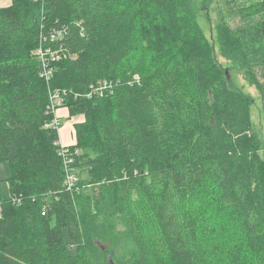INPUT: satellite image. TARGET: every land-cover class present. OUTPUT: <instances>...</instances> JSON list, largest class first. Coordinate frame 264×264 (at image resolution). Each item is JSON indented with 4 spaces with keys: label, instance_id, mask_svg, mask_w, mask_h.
<instances>
[{
    "label": "trees",
    "instance_id": "16d2710c",
    "mask_svg": "<svg viewBox=\"0 0 264 264\" xmlns=\"http://www.w3.org/2000/svg\"><path fill=\"white\" fill-rule=\"evenodd\" d=\"M232 1L223 0L225 18L240 22L219 32L220 49L246 69L264 114V21L255 20L264 1ZM55 31L63 39L51 41ZM41 36L75 58L62 55L49 83L35 55ZM104 80L112 90L88 98ZM55 90L67 93L71 116H84L72 162L52 123ZM252 103L230 86L190 0L0 7V163L12 170L10 199L0 197V264H230L237 250L236 264H264V151ZM134 197L150 219L142 233ZM208 200L220 222L210 230L191 206Z\"/></svg>",
    "mask_w": 264,
    "mask_h": 264
},
{
    "label": "rangeland",
    "instance_id": "374dc122",
    "mask_svg": "<svg viewBox=\"0 0 264 264\" xmlns=\"http://www.w3.org/2000/svg\"><path fill=\"white\" fill-rule=\"evenodd\" d=\"M264 0H234L232 1V7L235 5H254ZM12 4V0H0V7H8ZM190 5L193 9V12L196 14L197 22L200 30L203 35L207 38V40L215 46V53L218 62L222 65L225 73L228 75L230 86L248 96L252 101L251 105V122H252V132L258 137L260 151H264V114H263V102L261 95L255 86V84L249 78L247 71L245 68L236 64L230 60H228L224 53L221 51V47L219 44V32L225 31L227 29H234V27L240 22L238 19H227L225 16L226 9L223 6V0H190ZM255 20L264 21V13L255 17ZM34 55V54H33ZM40 62V60L38 59ZM63 110L67 111L70 115V110L68 108H64ZM60 115V114H59ZM68 115V116H69ZM68 117L67 115H65ZM71 116V115H70ZM78 116H71L67 119L61 118V127L59 130V135L61 136V142L63 144L69 143V141H73L71 134L67 136L68 133L72 130V123L76 122ZM65 117V118H66ZM83 117V115H82ZM81 117V120L83 119ZM63 119V120H62ZM64 145V147H68L70 156L75 155L71 147ZM86 175V174H84ZM12 176V170L9 162L0 163V197L2 200L7 201L10 199V191L8 185V179ZM76 183V180L75 182ZM133 201H136L138 205L135 206L134 211L132 212L133 218L136 222V226L139 231L142 233L144 228H150V219L144 214V207L141 202H137L136 197L133 198ZM211 201L208 200L206 202H195L193 205V209L199 210L200 214L207 216L208 219V229H212L219 222L218 217H216L209 209L212 207ZM190 211V210H189ZM122 226H118L121 228ZM64 237L67 246L70 247V252L74 255L76 253L75 246L71 241L69 232L67 230L64 231ZM131 249L127 248L126 250ZM125 250V251H126ZM241 253V254H240ZM243 253L237 250L232 255L230 264L239 263L243 258ZM223 260H227V257L222 256Z\"/></svg>",
    "mask_w": 264,
    "mask_h": 264
},
{
    "label": "built area",
    "instance_id": "2783aa9c",
    "mask_svg": "<svg viewBox=\"0 0 264 264\" xmlns=\"http://www.w3.org/2000/svg\"><path fill=\"white\" fill-rule=\"evenodd\" d=\"M66 31H55L54 33H52L48 38L51 41H60L61 39H63L64 35H65ZM47 42V38L44 36L40 37V43L39 46L37 47L36 51H35V55L37 56V58L40 60V73H41V77L47 81L48 83L51 81V78L54 75V63L55 62H59L62 59V55H64L65 57H68L70 59H75L73 55L71 54H67L64 52L63 50V46L60 47V50H54L52 48L51 45H48ZM136 80H138V77H135ZM112 86L113 84L104 80L101 81L97 84L96 87H92V89L90 90V92L88 93L87 97L92 99V98H101L103 96H105L109 91L112 90ZM64 95L61 94L60 91L55 90V91H51L50 92V110L53 113L54 119H53V124L55 125V127L58 129V132L60 130L61 127V122H60V118L58 116V112L61 109H64L63 105H64V99L67 96V93L64 92ZM60 136V135H59ZM58 145L60 146V153L64 158V161L67 162H72V159H69L70 155L69 153L71 151H69L68 147H64L61 143V141L59 140ZM72 182V177L69 176L68 178V183Z\"/></svg>",
    "mask_w": 264,
    "mask_h": 264
},
{
    "label": "crops",
    "instance_id": "0c3cea01",
    "mask_svg": "<svg viewBox=\"0 0 264 264\" xmlns=\"http://www.w3.org/2000/svg\"><path fill=\"white\" fill-rule=\"evenodd\" d=\"M59 114H60V115H59ZM65 115L68 116L69 113H68L67 111L63 110V109L59 110V112H58V116H59V118H60V121H61L62 116H63V119H67L68 117H69V118L71 117L70 115H69L68 117H66ZM65 117H66V118H65ZM81 117H82V115L78 116V118H80V119H78L76 122H73V123H72V130L70 131V133L67 134V136L71 134V137L73 138V141H72V142L69 141V143H65V144H63V142H61L63 146H64V145L70 146V145H74V144L76 143V137H75V128H74V125H75V123L82 122V121L84 120V116L82 117V118H83L82 120H81ZM63 119H62V120H63ZM60 141H61V136H60Z\"/></svg>",
    "mask_w": 264,
    "mask_h": 264
},
{
    "label": "bare ground",
    "instance_id": "6f19581e",
    "mask_svg": "<svg viewBox=\"0 0 264 264\" xmlns=\"http://www.w3.org/2000/svg\"><path fill=\"white\" fill-rule=\"evenodd\" d=\"M51 44V43H50ZM52 46V45H51ZM68 54V53H67ZM64 56V55H63ZM40 71V70H39ZM71 93V92H70ZM72 150V149H71Z\"/></svg>",
    "mask_w": 264,
    "mask_h": 264
}]
</instances>
